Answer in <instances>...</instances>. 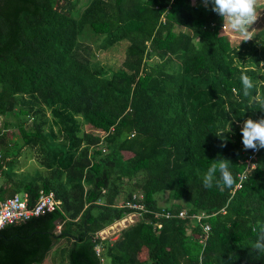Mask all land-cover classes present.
<instances>
[{"label": "trees", "instance_id": "trees-1", "mask_svg": "<svg viewBox=\"0 0 264 264\" xmlns=\"http://www.w3.org/2000/svg\"><path fill=\"white\" fill-rule=\"evenodd\" d=\"M77 3L0 0V116L19 117V137L0 128V200L26 191L31 206L44 189L60 201L0 227V264H41L59 239L69 241L65 264H264L253 249L264 227V149L239 189L203 186L218 155L237 183L240 128L264 117V26L233 45L202 0ZM86 30L109 45L128 41L119 69L78 52ZM242 72L256 82L248 97ZM26 146L45 173L13 178ZM137 191L149 212L97 252L95 234L130 211L116 207L121 193ZM162 209L209 214L205 244L198 224Z\"/></svg>", "mask_w": 264, "mask_h": 264}, {"label": "rangeland", "instance_id": "rangeland-1", "mask_svg": "<svg viewBox=\"0 0 264 264\" xmlns=\"http://www.w3.org/2000/svg\"><path fill=\"white\" fill-rule=\"evenodd\" d=\"M89 0H78V3L76 5V8L80 10L84 7V5ZM258 20L252 25V29H255L254 33L261 29L264 26V0H258ZM221 33L228 36L230 42L233 45H236L240 42L242 38H240L237 34L231 32L227 28V25L225 23V26L222 27ZM253 33V34H254ZM80 44L81 47L78 50V52L84 56H86L90 62L91 65H94L96 67H101L105 69L108 72L114 71L119 69L122 66V62L125 58V50L126 46L128 45V41H120L118 43L114 44H107L106 42L102 41V39L98 36H94L91 31L86 30L82 36L80 37ZM18 121L19 117L13 115V114H6L5 116H0V128L5 127V135L8 137L9 141L13 136L19 137L18 133ZM31 121H28V124H30ZM84 130H90L91 126L89 124H84L83 126ZM20 140V139H19ZM129 153L125 152V156H128ZM15 165L13 168L14 171V177L21 180H28L37 178L38 172L45 173L44 168H42L39 164V154L35 148L26 146L24 147L18 156L17 159L14 161ZM124 193L122 192L120 198L117 200V203L122 201L124 199ZM166 193L163 197L165 200ZM164 200H161L160 204L164 205ZM139 217V216H138ZM137 220L136 217H133ZM134 219V220H135ZM121 224L114 227L120 228L127 224L125 222L124 224L122 221H120ZM123 224V225H122ZM108 232V231H107ZM110 232V231H109ZM105 234L107 236L109 234ZM111 235V234H109ZM114 235L108 236L113 237ZM56 247H52V249L47 253L45 259L41 264H65L66 262V249L69 246V241L67 239H59V241L56 243ZM97 250H100V245L96 246ZM54 249V250H53ZM58 249L60 253H58ZM146 254L143 256V249L138 252V258L141 260L146 259ZM103 264H111L109 259H104Z\"/></svg>", "mask_w": 264, "mask_h": 264}, {"label": "clouds", "instance_id": "clouds-1", "mask_svg": "<svg viewBox=\"0 0 264 264\" xmlns=\"http://www.w3.org/2000/svg\"><path fill=\"white\" fill-rule=\"evenodd\" d=\"M203 6L212 5L211 10L221 16L231 32L237 34L243 41L252 40L255 29L252 25L258 20V0H202ZM243 95L248 97L252 90L256 88V82L252 77L242 72L240 76ZM242 134V144L245 150L257 151L264 149V117L258 120L248 118L240 128ZM224 145H221L223 147ZM231 161L220 157L212 160L210 166L203 176V186L205 188L223 186L231 189L236 185V177L230 170ZM217 173L219 177L217 178ZM238 186V185H237ZM256 231V229H253ZM253 249L259 253H264V227L258 232Z\"/></svg>", "mask_w": 264, "mask_h": 264}, {"label": "built area", "instance_id": "built-area-1", "mask_svg": "<svg viewBox=\"0 0 264 264\" xmlns=\"http://www.w3.org/2000/svg\"><path fill=\"white\" fill-rule=\"evenodd\" d=\"M243 151L244 169L237 174L238 180L236 185L234 186V190L239 189L242 186L243 180L247 177L248 173L255 167L257 155L260 149L257 151H253L245 150L243 147ZM29 200L30 195L26 191L14 193L13 195L5 198L4 200H0V227L5 224H13L27 220L32 216H38L47 212L55 211V209H57L60 205V201L54 196V193L51 191L46 192L44 189H40L38 191L37 197L31 206L29 205ZM143 200V193L141 191H137L132 193V195L127 197L126 199H123L122 201L118 202L116 204V207L130 209V211L126 213L125 216L120 220L122 222L129 220V224H133L140 218L142 213L149 212V210L145 207ZM157 214L165 218H189L192 224L196 223L200 226L201 232L198 235V241L203 245L205 244L207 235L211 230L210 224L205 222V219L209 216V214H207L205 211H199L189 215L187 214V211L185 209H181L177 213L171 212L170 210L162 209L158 211ZM133 217H137V220H134ZM156 225L158 228L161 226V224L159 223ZM100 232L101 231H98L95 234L93 240L98 239V237L100 236ZM96 246H98V244ZM96 251L99 252L97 248Z\"/></svg>", "mask_w": 264, "mask_h": 264}, {"label": "crops", "instance_id": "crops-1", "mask_svg": "<svg viewBox=\"0 0 264 264\" xmlns=\"http://www.w3.org/2000/svg\"><path fill=\"white\" fill-rule=\"evenodd\" d=\"M137 218V217H136ZM135 219V218H134ZM121 221V220H120ZM120 221H115L113 224H111V225H109V226H107L106 228H104L103 230H101V232H100V236H101V238H100V236L98 237V240L100 241V243L98 242V246L100 245V247H101V242L102 241H107V242H109V243H112L113 241H115L116 239H118V237H119V235H120V233H121V231L123 230V229H125L128 225H130L129 224V220L128 221H124V222H122L123 224L125 223V222H127L128 224H126L125 223V225L124 226H122V227H120V228H116V230L114 229V227H116V226H118L119 224H121L120 223ZM116 225V226H115ZM109 232V234H111V235H114L112 238L111 237H108V236H111V235H107V236H105V234H107L108 232ZM59 240H57L56 242H55V244H54V246H53V248L54 247H56V243L58 242ZM55 249V248H54ZM53 249V250H54ZM58 253H60V251H59V249H58ZM144 254H146V256H147V249H143V256H144ZM66 263V262H65Z\"/></svg>", "mask_w": 264, "mask_h": 264}, {"label": "bare ground", "instance_id": "bare-ground-1", "mask_svg": "<svg viewBox=\"0 0 264 264\" xmlns=\"http://www.w3.org/2000/svg\"><path fill=\"white\" fill-rule=\"evenodd\" d=\"M128 224V223H127ZM123 225V224H122ZM116 226V225H115Z\"/></svg>", "mask_w": 264, "mask_h": 264}]
</instances>
